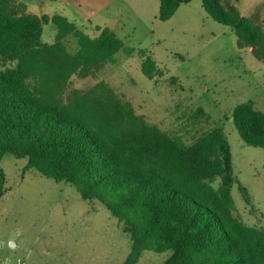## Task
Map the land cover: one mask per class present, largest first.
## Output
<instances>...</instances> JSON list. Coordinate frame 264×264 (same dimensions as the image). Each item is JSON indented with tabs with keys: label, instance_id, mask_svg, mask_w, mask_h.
Instances as JSON below:
<instances>
[{
	"label": "trees",
	"instance_id": "obj_1",
	"mask_svg": "<svg viewBox=\"0 0 264 264\" xmlns=\"http://www.w3.org/2000/svg\"><path fill=\"white\" fill-rule=\"evenodd\" d=\"M188 2L159 0L157 17L168 20ZM202 3L233 27L240 48L264 60L262 25L225 0ZM50 20L58 28L53 44L41 38ZM96 29L92 36L65 16H39L23 1L0 0V163L8 152L27 157L29 168L103 203L131 237L126 264L147 249L172 250L163 264H264V228L234 215L232 185L239 181L221 126L186 142L147 123L105 83L67 93L73 73L93 74L119 51H133L111 28ZM70 36L76 52L67 47ZM141 54L148 77L163 74L149 53ZM189 118L209 122L211 115L198 107ZM233 119L247 144L264 147V112L251 100L234 108Z\"/></svg>",
	"mask_w": 264,
	"mask_h": 264
},
{
	"label": "rangeland",
	"instance_id": "obj_2",
	"mask_svg": "<svg viewBox=\"0 0 264 264\" xmlns=\"http://www.w3.org/2000/svg\"><path fill=\"white\" fill-rule=\"evenodd\" d=\"M19 1L35 14L54 13L57 5L52 0ZM131 1L144 6L154 32L137 42L147 30L138 15L131 14L136 40L124 43L133 51H119L93 74L73 73L67 93L105 83L147 123L186 142L204 129L221 126L231 143L233 172L240 182L232 185L234 215L248 226L264 228V147L247 144L233 119L234 108L249 100L264 112V60L251 47L240 48L233 27L211 17L202 0L182 4L165 21L157 17L159 0ZM225 1L264 28V0ZM86 32L100 33L90 25ZM57 33L50 20L44 23L41 38L53 44ZM66 44L77 51L74 37ZM142 51L157 61L162 75L150 78L143 72ZM198 107L211 115L209 122L191 121L189 114ZM0 165V264L127 263L131 237L103 203L83 198L68 181L29 168L27 157L8 152ZM218 184L219 180L214 183ZM239 184L247 188L249 199ZM171 254L169 249H147L131 264H163Z\"/></svg>",
	"mask_w": 264,
	"mask_h": 264
},
{
	"label": "crops",
	"instance_id": "obj_3",
	"mask_svg": "<svg viewBox=\"0 0 264 264\" xmlns=\"http://www.w3.org/2000/svg\"><path fill=\"white\" fill-rule=\"evenodd\" d=\"M56 8L54 13L47 14L50 17L62 15L67 17L78 27L88 29V25L95 27H109L126 44L131 45L136 40L142 42L154 29L149 25V20L145 16L144 6L134 4L131 0H52ZM28 10L31 11L28 7ZM32 12V11H31ZM138 15L142 23L145 24L146 33L142 37L133 39L136 32L135 23L132 16ZM37 15H44L38 13ZM126 16V17H125ZM131 16V19L130 18Z\"/></svg>",
	"mask_w": 264,
	"mask_h": 264
}]
</instances>
